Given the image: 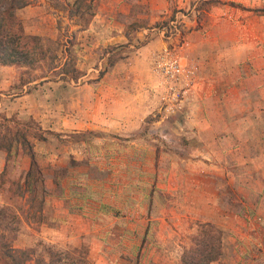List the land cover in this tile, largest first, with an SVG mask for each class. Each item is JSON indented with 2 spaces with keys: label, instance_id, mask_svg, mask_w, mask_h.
<instances>
[{
  "label": "crops",
  "instance_id": "crops-1",
  "mask_svg": "<svg viewBox=\"0 0 264 264\" xmlns=\"http://www.w3.org/2000/svg\"><path fill=\"white\" fill-rule=\"evenodd\" d=\"M96 6L74 46L78 81L45 78L20 89L16 68L0 70V112L50 135L33 140L50 225L19 248L41 238L87 246L91 264H182L188 235L208 223L224 233L213 264H264V0ZM37 11L22 10L25 24ZM167 46L195 72L171 117L154 72ZM67 134L98 138L53 142ZM12 163L20 174L31 168L28 157ZM6 165L0 150V175Z\"/></svg>",
  "mask_w": 264,
  "mask_h": 264
},
{
  "label": "rangeland",
  "instance_id": "rangeland-1",
  "mask_svg": "<svg viewBox=\"0 0 264 264\" xmlns=\"http://www.w3.org/2000/svg\"><path fill=\"white\" fill-rule=\"evenodd\" d=\"M28 1L30 4L27 7L38 9V11L33 12L30 16L26 15L30 19L28 24H25L22 15V10L27 7L19 10L17 16L24 27L25 33L39 39L42 51L39 52L38 60L33 66H0V70L5 67L16 68L18 71L17 75L21 79L18 86L20 89L31 81L45 78H62L78 81L82 77L83 72L77 66L79 58L74 50V46L78 43V32L88 26L89 20L92 19L96 12V0ZM0 115L3 114L0 112ZM12 120L16 122L17 119L12 118ZM20 123L26 124L27 128H29V139L32 143H34V138L39 140L40 137V142H48L50 135L42 132L38 123L35 121ZM24 128L26 129V127ZM55 137L53 138V142L66 148L70 142H85L90 145L93 141L97 140L98 135L67 134L59 139ZM63 156L67 157L66 153L61 154V157ZM11 160L12 162H16V157H12ZM75 163V161H71L72 165H75ZM16 167L12 163L7 173L0 175V237L5 236L9 244L16 249L31 251L34 260L43 259L46 262H50L51 253L54 251L66 253H73L74 249L81 251L86 249L89 251V248L85 245L81 248H60L44 242L41 238L38 241L36 240L32 247L19 248L21 242L25 241V236H33V232L39 233L40 237L42 236V228L50 225L51 205L50 191L46 184L45 175L43 185L39 183L36 189H27L24 185V175L20 174L21 172ZM158 201L162 204L160 199ZM192 225L197 226L194 223ZM199 225L195 233L188 235L190 246L186 247L185 250L197 248L194 245V241L195 237L199 234ZM29 227L32 230L28 229ZM222 236L221 242L224 241L223 232ZM20 238L22 239L21 242Z\"/></svg>",
  "mask_w": 264,
  "mask_h": 264
},
{
  "label": "trees",
  "instance_id": "trees-1",
  "mask_svg": "<svg viewBox=\"0 0 264 264\" xmlns=\"http://www.w3.org/2000/svg\"><path fill=\"white\" fill-rule=\"evenodd\" d=\"M29 4L28 0H0V66H33L38 60L39 52L42 51L39 39L25 33L17 16V12ZM0 119V150L7 154V165L2 175L9 170L12 157H16L15 163L28 157L31 159V168L22 174L25 187L36 189L39 183L43 185L44 172L29 139V128L4 115H0ZM198 232L194 241L197 248L184 251L182 264H213L219 261L223 255L222 232L208 223L200 224ZM85 250L74 249L73 253L54 251L50 262H46L43 259L34 260L31 251L16 249L5 236H1L0 264H91L89 251Z\"/></svg>",
  "mask_w": 264,
  "mask_h": 264
},
{
  "label": "built area",
  "instance_id": "built-area-1",
  "mask_svg": "<svg viewBox=\"0 0 264 264\" xmlns=\"http://www.w3.org/2000/svg\"><path fill=\"white\" fill-rule=\"evenodd\" d=\"M154 72L160 79L162 112L165 116H172L179 110L195 72L182 63L176 48L170 46L154 58Z\"/></svg>",
  "mask_w": 264,
  "mask_h": 264
}]
</instances>
